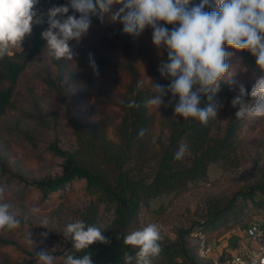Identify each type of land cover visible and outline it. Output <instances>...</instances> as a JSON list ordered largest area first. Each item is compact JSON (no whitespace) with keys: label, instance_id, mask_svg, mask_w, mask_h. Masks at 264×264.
<instances>
[{"label":"rangeland","instance_id":"1","mask_svg":"<svg viewBox=\"0 0 264 264\" xmlns=\"http://www.w3.org/2000/svg\"><path fill=\"white\" fill-rule=\"evenodd\" d=\"M200 3L201 0H190L188 8ZM119 7L114 6L113 11ZM214 7V0H209L204 10L211 12ZM161 25L169 29L174 27L163 22ZM30 37L24 42H28ZM69 44L77 55L71 61L59 60L69 65L76 79L69 78L68 73L58 68V60L49 56L45 47L27 65L13 101L0 120V187L5 188L11 210L21 219L19 228L30 232L35 240L34 245H29L20 231L0 230V236L15 241L13 245H0V264H40L36 254L41 250L49 251L56 258L54 264H63L69 251V238L64 235V229L78 219L89 224L81 214L91 204L96 207L91 224L102 225L105 237L117 238L118 230L125 237L149 223H156L161 226L160 242L168 244L179 241L181 231L191 230L187 237L189 244L197 247L199 262L221 264L225 256L238 247L244 227L235 226L224 234L210 237L204 244L205 236L197 232L198 223L212 207L226 204L238 191L264 176V119H238L244 125L240 134L244 139L243 158L238 166L230 168L222 161L212 163L207 177L151 199L139 209L130 224L120 228L115 205L98 202L96 196H89L85 183L67 185L65 193L54 192L44 197L32 182L61 174L63 160L53 153L50 146L56 143L60 149L75 150L78 143L73 131L74 122L97 120L108 139L114 141L123 114L113 103L120 100L125 92L127 77L122 69L125 53L138 62L143 80L147 82V58L167 53V49L153 44L151 28H145L139 35L125 34L123 24L119 20L112 21L110 14H105L103 22L93 17L88 33L79 42L72 40ZM15 49L21 48L12 50ZM89 53L93 54L96 63L103 61L109 66L104 76L93 74ZM230 53L228 64L234 83L228 82V95L216 103L222 105L216 117L221 126L232 116L236 118L239 106L233 107L231 101L239 94V85L245 87L249 93L245 99L250 101L251 89L261 75L260 69L250 67L238 52ZM57 76H63V83H67L64 99L56 97L44 83L48 78L56 80ZM167 102L165 99V104ZM151 110L158 124L156 137L165 140L167 132L160 124L164 119H174V107L162 105L159 109L151 107ZM253 122L256 128L250 131L248 125ZM33 207H38L40 212L33 215ZM262 214L252 211L249 223L261 218ZM43 218L48 220L47 228L40 226ZM45 232L46 238L40 235Z\"/></svg>","mask_w":264,"mask_h":264},{"label":"trees","instance_id":"2","mask_svg":"<svg viewBox=\"0 0 264 264\" xmlns=\"http://www.w3.org/2000/svg\"><path fill=\"white\" fill-rule=\"evenodd\" d=\"M68 3L69 0H39L37 8L43 14L53 5ZM71 14L73 12L70 9L67 15ZM47 27L45 16L43 24L33 27L30 40L23 42L22 49H15L0 60V120L13 101L19 79L27 65L45 49L46 41L41 33ZM225 48L228 52H238L250 67L259 69L255 57L248 50L237 51L227 45ZM166 59L167 53L147 58L149 80L145 82L138 62L129 53H125L122 66L127 77L125 92L120 100L113 103L123 114L117 127L116 139L109 140L97 120L74 122L73 131L77 137V148L63 150L56 143L50 146L53 153L63 160L61 174L32 182L44 197L54 192L65 193L67 185L85 183L89 196H96L98 202L115 205L118 225L124 228L151 199L165 192L182 189L189 182L207 177L212 163L222 161L230 168L241 163L244 139L240 134L244 125L233 116L224 126L219 125L216 119L209 120L207 126H204L197 120H184L175 116L174 119H164L160 124L167 132L166 139L156 137L158 124L146 101L153 95L152 81L165 86L170 83V80L162 78L158 71L161 62ZM228 61L229 59L227 63ZM56 64L60 70L68 73L69 78L76 79L75 72L67 63L58 60ZM96 65L99 76H104L109 71V66L103 61H98ZM55 79L48 78L44 83L56 97L64 99L67 83H63V76H57ZM229 89L227 81L221 83L212 103L216 104L225 98ZM170 98L169 93L165 99ZM131 100H135L139 107H126ZM208 103L207 97H202L200 107H206ZM172 106L174 107V104ZM248 127L253 131L256 124L253 122ZM141 129L146 130L143 137L139 135ZM181 144H186L188 150L184 158L177 161L173 157ZM2 169L6 172L3 166ZM252 211L264 213V176L258 182L238 191L226 204L212 207L198 223L197 232L205 236L203 242L207 244L210 237L224 234L235 226L241 225L245 228L249 224ZM95 213L96 207L91 204L81 216L88 219V223L91 224L95 219ZM244 217L247 219L244 220ZM16 231H20L24 236L28 233L21 228ZM190 232L191 230L181 231L177 242L168 244L160 242L163 251L154 260V264H202L199 262L197 247L189 244L187 235ZM116 236L117 238L107 236L109 243L96 242L81 252H76L69 238L67 240L69 251L66 256L91 254L93 264H125L124 252L128 251L133 256L135 253L130 246L123 244L124 237L119 230ZM13 244L14 240L0 236V245ZM132 264H135V260Z\"/></svg>","mask_w":264,"mask_h":264},{"label":"clouds","instance_id":"3","mask_svg":"<svg viewBox=\"0 0 264 264\" xmlns=\"http://www.w3.org/2000/svg\"><path fill=\"white\" fill-rule=\"evenodd\" d=\"M189 3L190 0H69L68 4L53 5L41 14L37 8L39 0H0V60L9 55L11 49H22L33 27L43 24L46 16L48 27L41 36L46 41L48 55L57 60L71 61L77 53L69 42H79L88 33L93 17L103 22L105 14H110L112 21L119 20L123 24L125 34L139 35L145 28H151L153 44L167 49V59L161 62L158 71L170 83L165 86L151 80L153 95L146 101L148 106L159 109L162 105L174 104L176 117L194 119L207 126L209 120L216 119L222 107L212 103L221 83H234L227 63L232 53L226 50L227 45L237 51L248 50L261 71L251 89L250 101L245 99L249 95L245 87L239 85V94L231 101L233 107L239 106L236 118L264 119V0H214L215 7L211 12L204 10L209 0H201L191 9L188 8ZM117 5L120 7L113 11ZM70 9L73 14L67 15ZM161 22L174 27L169 29ZM89 66L93 74L99 76L92 53H89ZM169 93L171 98L165 104ZM205 96L209 103L200 107ZM126 107L139 105L131 100ZM145 131L141 129L139 135L143 137ZM187 150L188 146L181 144L174 153V160H182ZM11 209L5 188L0 187V230L13 231L21 226V219ZM39 212L38 207L31 209L33 215ZM47 225V218H43L40 226L47 228ZM103 231L102 225L87 224L78 219L66 225L64 235L71 239L76 252H81L96 242L109 243ZM251 231L256 232V226ZM40 235L46 238L47 233ZM161 239V226L156 223L130 232L124 237L123 244L130 246L135 255L125 251V264H132L133 260L135 264H154L163 251ZM25 240L29 245L35 244L30 232ZM36 256L40 264H54L56 259L45 250ZM63 264H93V260L91 254H69Z\"/></svg>","mask_w":264,"mask_h":264},{"label":"built area","instance_id":"4","mask_svg":"<svg viewBox=\"0 0 264 264\" xmlns=\"http://www.w3.org/2000/svg\"><path fill=\"white\" fill-rule=\"evenodd\" d=\"M256 226L257 231L251 229ZM238 247L225 256L221 264H264V213L245 228Z\"/></svg>","mask_w":264,"mask_h":264},{"label":"crops","instance_id":"5","mask_svg":"<svg viewBox=\"0 0 264 264\" xmlns=\"http://www.w3.org/2000/svg\"><path fill=\"white\" fill-rule=\"evenodd\" d=\"M13 51H14V50L11 49V50H10V53H12Z\"/></svg>","mask_w":264,"mask_h":264}]
</instances>
